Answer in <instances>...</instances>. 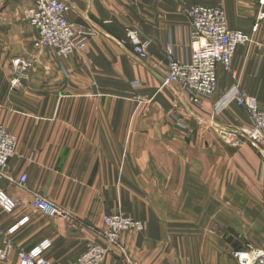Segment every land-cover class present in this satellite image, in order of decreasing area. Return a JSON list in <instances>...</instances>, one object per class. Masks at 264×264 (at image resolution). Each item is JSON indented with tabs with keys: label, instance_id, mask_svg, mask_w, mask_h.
<instances>
[{
	"label": "crops",
	"instance_id": "1",
	"mask_svg": "<svg viewBox=\"0 0 264 264\" xmlns=\"http://www.w3.org/2000/svg\"><path fill=\"white\" fill-rule=\"evenodd\" d=\"M62 1L69 22L95 31L65 57L33 48L36 32L22 19L31 0H0V126L16 140L8 179H0L16 202L11 214L0 210V250L14 249L0 264H16L18 250L42 242L49 264H77L93 244L105 246V264H229V227L236 245H263L264 162L253 147L232 150L222 137L251 121L234 102L217 107L233 75L264 110V19L252 43L235 49L229 71L217 68L211 97L194 104L178 84L163 85L166 47L179 61L191 53L185 10L221 8L229 29L249 34L264 13L260 0ZM130 29L146 41L145 61L126 42ZM13 58L29 64L26 73H13ZM14 78L23 84L17 91ZM35 195L67 218L33 209ZM117 212L142 230L110 246L100 229Z\"/></svg>",
	"mask_w": 264,
	"mask_h": 264
},
{
	"label": "built area",
	"instance_id": "2",
	"mask_svg": "<svg viewBox=\"0 0 264 264\" xmlns=\"http://www.w3.org/2000/svg\"><path fill=\"white\" fill-rule=\"evenodd\" d=\"M259 3L261 6L264 5V0H260ZM68 11L69 7L62 0H31L30 8L25 12V19L37 34L34 48H50L62 57L83 50L93 33L77 29L69 22L66 17ZM184 14L190 26L191 53L187 60L179 61L175 58L171 46L166 47L167 74L163 85L178 84L188 93L190 101L198 104L200 97L208 98L215 93L217 68L221 66L229 71L233 52L237 47L249 43L251 37L241 31L229 29L224 12L218 7L194 5L185 10ZM263 18L264 14L259 13L252 25V33L256 31L258 22ZM126 42L140 61L147 59L146 41L139 30H127ZM12 63L16 74H23L28 68V65L19 59L13 60ZM232 79L234 84L219 101L217 110L229 102H234L237 107L246 110L251 127L234 135L246 139L264 162V110L259 108L254 98L239 89L235 76L232 75ZM21 83L19 78L12 79L10 90H19ZM15 150V138L0 126V179H8V164L15 155ZM25 182L26 177L22 176L17 185L24 187ZM30 206L50 219L67 218L64 211L39 195L33 196ZM15 208L16 202L0 189V210L5 214H11ZM103 227L102 238L111 246L117 242L120 233L125 231L139 233L142 230L138 220L120 214L105 217ZM48 246V242H42L28 251L18 250L16 264H49L44 258ZM13 249L12 245H5L0 250V260H5ZM105 253L103 247L93 245L78 258L77 264H105L103 263ZM231 257L236 264H264V246L245 244L234 249Z\"/></svg>",
	"mask_w": 264,
	"mask_h": 264
},
{
	"label": "rangeland",
	"instance_id": "3",
	"mask_svg": "<svg viewBox=\"0 0 264 264\" xmlns=\"http://www.w3.org/2000/svg\"><path fill=\"white\" fill-rule=\"evenodd\" d=\"M5 1H9V0H5ZM261 6V5H260ZM263 6V5H262ZM212 7V6H211ZM30 8V7H29ZM27 9L28 8H26V9H24V10H22V12H23V14H22V19H23V21L25 22V23H27L28 24V22L26 21V19H25V12L27 11ZM221 9V8H220ZM260 13H263V12H260ZM264 14V13H263ZM258 16V15H257ZM257 16H256V18H257ZM256 18H255V20H256ZM264 19V18H263ZM262 19V20H263ZM262 20H260L259 22H258V26H259V24H260V22L262 21ZM29 25V24H28ZM30 26V25H29ZM31 27V26H30ZM32 28V27H31ZM252 28V27H251ZM257 29H258V27H257ZM257 29H256V31H257ZM91 30V32L94 34L95 33V31L94 30H92V29H90ZM255 31V32H256ZM255 32L254 33H252V31H250V33L248 34V35H250V37H251V41L249 42V43H247V44H250V43H252V41H253V35L255 34ZM126 34H127V30H126V32H125V37H126ZM36 36H37V34H36ZM37 40V39H36ZM36 42V41H35ZM34 42V43H35ZM33 43V44H34ZM244 45H246V44H244ZM33 46V45H32ZM34 48V47H33ZM34 49H36V48H34ZM53 50V49H52ZM55 52V51H54ZM56 53V52H55ZM15 59H19L20 61H23L24 63H26L28 66H29V64L26 62V61H24V60H22V59H20V58H13L11 61L13 62V60H15ZM11 62V63H12ZM12 71H13V73L15 72L14 71V66H13V63H12ZM24 73H26V71L25 72H23V74ZM14 74H16V73H14ZM22 83H21V88H22ZM20 88V89H21ZM259 106V105H258ZM250 129V128H249ZM248 129V130H249ZM223 132V134H226V135H222V137H223V139H225L226 140V143H227V145L229 146V148L230 149H235V150H238V149H240L241 147H243V146H245V145H248L249 147H250V149L251 150H253L252 149V146H251V144L246 140V139H244V138H240V137H238L237 136V134H238V132H237V134L236 135H232V133L233 132H226V131H222ZM240 132V131H239ZM229 134H231V135H229ZM221 137V136H220ZM114 214H120V215H122V216H124V217H126L125 215H123L121 212H117V213H114ZM110 215H113V214H110ZM110 215H108V216H110ZM107 217V216H106ZM126 218H129V217H126ZM130 219H132V218H130ZM104 220V219H103ZM133 220H135V219H133ZM264 228V227H263ZM262 228V226L261 227H257V228H255V230L256 229H259V230H261V229H263ZM103 230H104V227H103V222H102V228L100 229V235H99V237L101 236V238H102V232H103ZM125 232H127V231H125ZM235 232H236V230H234L232 227H229L228 229H227V231L226 232H224V235L222 236V241H223V243H226L227 245H228V247H229V250H228V252L230 251V254L228 255L227 254V252L225 251V253L227 254V256H228V258H229V264H235V262H234V260L232 259V257H231V252L234 250V249H237L238 247H240L239 245H236L234 242H236L237 243V241H234L233 240V238L232 237H230L232 234L231 233H233L234 235H235ZM123 233V232H122ZM122 233H120V234H122ZM119 234V235H120ZM226 237H228L227 238V240H226ZM119 238V237H118ZM102 240H104L103 238H102ZM105 241V240H104ZM225 241V242H224ZM105 243L107 244V242L105 241ZM118 244V239H117V242L114 244V245H112V246H116ZM93 245H98V246H101V247H103L104 249H105V251H106V248H105V246H103V245H99V244H93ZM93 245H91V246H93ZM108 245V244H107ZM243 245H245V244H243ZM91 246H89V247H91ZM111 246V245H110ZM224 246H225V244H224ZM255 246H264V244L262 245V244H255ZM88 247V248H89ZM105 255H106V253H105ZM104 258H105V256H104ZM104 258H103V263H105L104 262ZM230 260L231 261H233V263L232 262H230Z\"/></svg>",
	"mask_w": 264,
	"mask_h": 264
}]
</instances>
